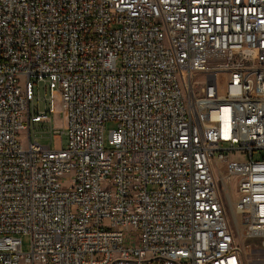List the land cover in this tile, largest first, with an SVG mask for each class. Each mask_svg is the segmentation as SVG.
<instances>
[{"label": "built area", "instance_id": "built-area-1", "mask_svg": "<svg viewBox=\"0 0 264 264\" xmlns=\"http://www.w3.org/2000/svg\"><path fill=\"white\" fill-rule=\"evenodd\" d=\"M219 180L264 247V0H0V264H243Z\"/></svg>", "mask_w": 264, "mask_h": 264}, {"label": "rangeland", "instance_id": "rangeland-1", "mask_svg": "<svg viewBox=\"0 0 264 264\" xmlns=\"http://www.w3.org/2000/svg\"><path fill=\"white\" fill-rule=\"evenodd\" d=\"M34 85V95L35 97L39 98L38 104H36V101L34 102L35 107H37L40 111H47L49 107V91L48 89H43L40 87L38 90H36V85ZM52 106L54 109V112L50 114L52 125L55 127H61V102L57 99V96L53 97L52 100ZM48 113V112H47ZM49 123H36L35 128L32 129L31 127V134L32 131H35L36 140L44 145H49L51 148H56L60 144L62 146H65L66 140L65 135L63 134H56L52 138L49 137ZM117 125V122L115 120H107L104 122V130H103V136L104 141L107 143L108 141V135L109 131L113 128H115ZM21 135H25L24 132H21ZM219 185L221 188V195L223 202L225 204L227 213L230 218L231 226L234 230L235 235V243L239 248L240 255L243 261V264H264V247H261L259 245V240L257 238H247L244 233V228L240 224H236L233 220L232 213H231V207L229 206V202L226 198L225 191L223 190V186L220 183ZM149 189L151 186L148 187ZM227 192L229 193L230 199L232 202H235L238 194H237V185L235 178H232V181L227 185ZM233 206V204H232ZM126 234H130L132 239H134V233L133 232H126ZM21 247L23 251H28L30 249V237L27 234H21ZM145 264H155V262L150 261L146 262Z\"/></svg>", "mask_w": 264, "mask_h": 264}]
</instances>
